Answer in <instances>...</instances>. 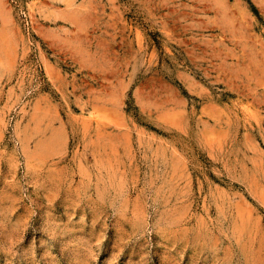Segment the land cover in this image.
Here are the masks:
<instances>
[{
    "label": "rangeland",
    "instance_id": "374dc122",
    "mask_svg": "<svg viewBox=\"0 0 264 264\" xmlns=\"http://www.w3.org/2000/svg\"><path fill=\"white\" fill-rule=\"evenodd\" d=\"M0 264H264V0H0Z\"/></svg>",
    "mask_w": 264,
    "mask_h": 264
}]
</instances>
